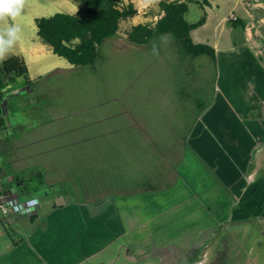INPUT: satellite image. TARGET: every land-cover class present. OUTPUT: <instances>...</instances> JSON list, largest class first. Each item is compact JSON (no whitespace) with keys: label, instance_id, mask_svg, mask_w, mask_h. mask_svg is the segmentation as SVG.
<instances>
[{"label":"crops","instance_id":"crops-1","mask_svg":"<svg viewBox=\"0 0 264 264\" xmlns=\"http://www.w3.org/2000/svg\"><path fill=\"white\" fill-rule=\"evenodd\" d=\"M55 1L62 13H78L76 0ZM208 1L206 23L191 36L195 44L215 50L216 62L205 56L186 57L210 60L216 76L214 94L208 105L201 108L197 103L196 120L187 125L180 141L169 107L168 112L131 109L120 98H113L95 100L85 111L65 115L56 101L44 105L52 91L42 81L59 76L61 67L68 71L74 67L48 63L55 55L39 39L33 44L19 42L20 53L14 55L25 60L31 84L23 80L13 84L0 104V157L12 168L0 188L14 190L15 181L31 173H41L46 181L59 168L66 182L57 173L60 178L46 183V189L59 194L71 182L77 190L96 195V200L79 202L57 195L50 202L41 199L38 213L29 220L13 215L21 221L14 225L22 226L26 237L14 242L9 253L0 252L6 264H75L80 253L93 257L96 254L92 253L104 250L106 246L99 249L98 244L102 239L114 240L109 237L112 227L123 236L142 235L139 239L147 240L157 236L160 232L154 224L149 235L137 229L140 225L131 226L134 218L141 224L137 210L155 209L154 215L151 211L146 217L156 223L162 217L156 214L158 208L164 214V208L175 206L200 207L202 203L205 207L201 198L208 191L213 197L223 191L227 197L230 193L238 198L245 185L250 186L249 179L255 175L251 161L264 150V0H237L243 14H233L238 20L229 23L241 27H235L236 40L228 45L204 42L196 36L213 17L215 5ZM153 91L173 97L166 89ZM101 95V89L93 94ZM179 128L185 127L181 124ZM27 160L37 162L26 170L20 163ZM57 160L70 162L59 165L53 162ZM68 174L78 175L77 182L68 180ZM28 222L39 223L38 229L27 234ZM171 230L161 232L163 237H171ZM80 240L96 242L89 247Z\"/></svg>","mask_w":264,"mask_h":264},{"label":"rangeland","instance_id":"rangeland-1","mask_svg":"<svg viewBox=\"0 0 264 264\" xmlns=\"http://www.w3.org/2000/svg\"><path fill=\"white\" fill-rule=\"evenodd\" d=\"M125 1L126 3L130 2V0ZM131 1L139 13L134 18L123 22L119 34L102 45L99 59L95 64L88 67H74L70 71L61 67L62 72L59 76L42 81V84L52 91V95L43 104L56 101L60 104L65 115L85 111L95 100L102 102L104 99H111L112 101L113 98H120L121 103H125L124 105L131 109L143 107V110L147 111L150 107L154 111L168 112L166 107H169L168 110L173 115L171 118L176 125V138L180 141L185 135L187 125L192 126L196 120L197 103L201 104L202 108L212 101L215 70L208 58L190 60L186 57L180 45L170 35L156 37L146 46L131 44L127 39V33L139 24L154 23L158 20L159 13V3L146 7L142 0ZM213 2L215 5L213 17L196 36L204 42L221 41L228 45L236 40V29L229 23V16L235 14L240 17L243 14L242 8L237 6V0H213ZM62 12L55 0H28L23 15L18 21L23 29L21 40H27L33 44L34 40L39 39L35 19L52 17ZM202 16L203 9L200 6L190 5V10L185 18L188 23L192 24L199 21ZM225 19L228 22H225ZM161 37H164L165 40L162 41ZM19 50L18 43L9 57L14 54L18 55ZM46 61L50 64L52 61H56L68 65L66 60L55 56L49 57ZM87 74H89V79H87ZM156 88L166 89L167 92L173 94V97H164L161 93L156 94L157 92L153 91ZM99 89L103 91V95L94 97L93 94ZM124 92L125 97H122ZM125 99L126 101H124ZM114 107H118V104H114ZM181 124L185 128H179ZM36 162L27 160L20 165L29 170ZM53 162L67 165L70 161L57 160ZM251 163L255 175L249 179L250 186L245 185V190L239 192L238 198L230 193L228 194L230 196L227 197V193L219 190L213 197L214 193L208 191L205 193L207 197L201 198L205 207H201L202 203L200 207H198L200 204L197 207L194 205H190V207L187 205L175 206L164 208V214L158 208L156 214L162 217H159L156 223L146 217L147 212L152 211L153 214L155 209L149 207L142 211L137 210L141 224H136L138 220L134 218L131 226L137 228L140 225L137 229H143L149 235L152 226L155 225V231L160 232L157 236L152 239L148 237V240L143 237L139 239L142 235L139 237L135 235L123 236L120 233L121 230L118 228L113 230L112 227L109 237L114 240L110 242L108 241L110 239L107 241L102 239L98 248L106 246L104 250L100 249L92 253L96 254L93 257H87L85 252L80 253L75 264H139L132 258L135 259V256L142 252L135 248L143 243L144 247L146 244H151L154 248L158 247L159 249L170 247L178 254L189 253L191 261L200 262L195 264H264L263 149L256 153ZM0 167L7 175L12 170L11 165H7V161L1 157ZM57 173H60L62 181L66 182V179H63L65 173L59 168L54 169L46 177L45 185L40 186V191L33 197L49 202L57 195L79 202L96 200V195L77 190L78 187L71 182H68L67 186H63L64 192L59 191V194L46 189V183H52L55 179L60 178ZM77 177L78 175L73 177L68 174L67 178L77 182ZM3 178L0 184L3 182ZM191 193L187 192L189 195ZM187 194L184 195L187 196ZM27 197L29 196H23L24 199ZM13 215L10 211L5 220L0 219V252L3 254L9 253V250L13 249L14 242L19 243L23 237H26L24 228L14 225L21 222L16 221L20 217L15 218L12 217ZM0 217H2L1 213ZM30 218L32 217L22 219L29 220ZM128 221L130 222V219ZM26 225L30 227L27 234L39 227V223L33 226L28 222ZM167 228L169 230L173 228V232L171 230L172 233H169L171 237L168 238L163 237V233H161L166 232ZM83 241L84 244H89V247L90 244L93 245L92 243L96 242L80 240L79 243L81 244ZM146 248L152 249L149 246ZM128 255H131L132 258L130 256L128 258ZM6 261V258L0 259V264H6ZM151 263L153 262L148 260L145 264Z\"/></svg>","mask_w":264,"mask_h":264},{"label":"trees","instance_id":"trees-1","mask_svg":"<svg viewBox=\"0 0 264 264\" xmlns=\"http://www.w3.org/2000/svg\"><path fill=\"white\" fill-rule=\"evenodd\" d=\"M79 10L75 15L57 13L52 17L35 20L38 38L48 46L53 54L66 60L73 67H88L99 59L102 45L115 38L123 22L134 18L138 11L134 3L125 0H76ZM190 5H198L203 11L209 7L208 0H161L158 4V20L152 24H139L127 33L128 41L136 46H146L154 38L172 36L183 52L192 59L209 57L216 62L215 50L202 44H195L191 33L204 26L207 20L205 11L196 23H188L186 15ZM239 28L241 24H233ZM20 80L31 84L25 60L18 56L7 58L0 64V104L5 91ZM3 122L0 119V123ZM0 168V180L4 177ZM15 191L21 197L32 198L45 185L41 173H31L15 181ZM6 191H11L6 190Z\"/></svg>","mask_w":264,"mask_h":264},{"label":"clouds","instance_id":"clouds-1","mask_svg":"<svg viewBox=\"0 0 264 264\" xmlns=\"http://www.w3.org/2000/svg\"><path fill=\"white\" fill-rule=\"evenodd\" d=\"M27 3L28 0H0V63L9 58L23 38V29L18 21ZM142 3L149 7L159 3V0H142ZM161 40L165 38L161 37ZM153 48L155 51V45Z\"/></svg>","mask_w":264,"mask_h":264},{"label":"built area","instance_id":"built-area-1","mask_svg":"<svg viewBox=\"0 0 264 264\" xmlns=\"http://www.w3.org/2000/svg\"><path fill=\"white\" fill-rule=\"evenodd\" d=\"M229 20L237 22V18L232 15ZM42 205L40 198L32 197L24 199L15 191H6L0 188V219L5 220V217L12 211V214L20 218H29L36 215Z\"/></svg>","mask_w":264,"mask_h":264},{"label":"flooded vegetation","instance_id":"flooded-vegetation-1","mask_svg":"<svg viewBox=\"0 0 264 264\" xmlns=\"http://www.w3.org/2000/svg\"><path fill=\"white\" fill-rule=\"evenodd\" d=\"M141 246L136 247L135 249H140L142 252H139L137 256H135L136 260L132 258L131 255H128V258H132L133 261L139 264H145L148 260H150L151 264H195L200 263L196 261H191L189 253L181 252L177 253L170 247H165L159 249L158 247L152 249L146 248L147 246L144 243L140 244ZM133 249V248H132ZM151 251V252H150ZM188 257V258H187Z\"/></svg>","mask_w":264,"mask_h":264}]
</instances>
